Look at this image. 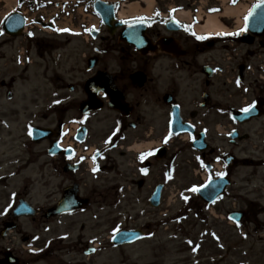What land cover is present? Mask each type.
<instances>
[{
	"label": "flooded vegetation",
	"instance_id": "af4514ba",
	"mask_svg": "<svg viewBox=\"0 0 264 264\" xmlns=\"http://www.w3.org/2000/svg\"><path fill=\"white\" fill-rule=\"evenodd\" d=\"M80 1L57 8L75 11ZM167 22L126 19L110 28L98 23L88 31L90 55L62 71L64 43L24 37L25 47H12L17 38L0 32V102L13 103L27 84L21 109L12 110L26 117L20 149L27 157L8 165L15 168L7 179L23 178L0 213V264H96V252L87 254L100 241L92 232L109 224L119 231L140 230L146 239L151 224L133 225L149 214L143 206L154 211L149 205L154 190L162 186L164 194L179 174L188 187L199 178L205 184L230 178L224 197L237 192L230 189L246 162L235 158L245 135L241 129L262 120L257 133L264 134V35L251 40L231 30L225 38L201 39L192 26ZM75 51L81 58L80 49ZM251 107L261 116L246 124L232 119ZM34 128L41 141L33 140ZM178 129L185 132L176 134ZM233 132L239 134L236 141L230 140ZM255 149L264 153L263 139ZM254 164L262 167L264 158ZM35 185L42 205L32 204ZM18 202L31 205L27 210L33 214L13 221ZM24 227L56 239L47 247ZM15 235L22 248L13 243Z\"/></svg>",
	"mask_w": 264,
	"mask_h": 264
},
{
	"label": "rangeland",
	"instance_id": "374dc122",
	"mask_svg": "<svg viewBox=\"0 0 264 264\" xmlns=\"http://www.w3.org/2000/svg\"><path fill=\"white\" fill-rule=\"evenodd\" d=\"M0 0V22L3 17L15 9L12 3L7 5ZM23 6H17L19 10L26 13L27 28L26 35L32 33L38 39H55L64 49L60 51V68L66 70L70 65L83 61V56L90 55L89 46L83 39H72L69 36H55L50 32H45L35 26L37 19L46 20L54 18L57 27L68 29L71 27L85 29L95 20L89 12L91 1L85 0L77 5L80 15L74 16L70 20L68 17H62L55 8L57 0H24ZM48 1V2H47ZM132 1L140 0H120L119 8L127 11L123 6L129 5ZM194 6H189L186 0H153V13L166 15L168 8L180 7L190 9L197 8L205 16L207 0H196ZM18 3V1H17ZM241 7L245 12L250 0H240ZM31 4V6H30ZM214 4V3H209ZM143 6V5H142ZM57 17V18H56ZM239 26V24H237ZM236 25V26H237ZM23 35L17 38L11 46H26ZM67 39L70 43L65 44ZM80 49L81 58H77L76 48ZM11 54H8L10 56ZM36 60V59H35ZM33 68V73H40L39 64ZM19 89L17 99L10 103L0 102V119L2 126L0 128V175L9 173L7 164L11 160L21 157L22 160L27 155L22 154L20 144L24 143V130L26 128V117L16 116L12 110H20L23 94L26 91L25 86ZM22 101V102H21ZM249 101V99H248ZM22 112V110L20 111ZM262 120L245 126L241 132L250 135V140L240 145L238 156L246 158V165L241 166L235 175V188L237 192L230 193L228 198L218 202L211 207H205L202 210L198 208L193 195L186 192L189 185L188 180L183 174L177 176V180L169 187L163 197V206L158 211H150L145 206L144 209L149 212L143 218L139 219L133 226L141 227L144 223L151 224V237L132 246L113 248L107 238L116 230H112L113 225H106L104 228H98L93 232L94 236L102 242L101 248L97 254L96 264H264V167L255 169L249 161H255L258 158H264V153L260 149H255L258 140H264V134H258V127ZM19 147V148H18ZM20 178L12 181H0V211L10 204V201L16 191L20 190ZM41 188L38 185L33 187V203L42 204L44 197L41 195ZM48 203V202H46ZM141 207H136L135 211L139 213ZM233 209L243 210L248 213L245 224L240 227L232 225L226 218L228 211ZM136 214V212H135ZM132 216L134 213L131 214ZM153 224V225H152ZM115 227V226H114ZM111 229V230H109ZM30 235L35 234L39 242L49 244L53 236L45 233H36L33 229L24 227L23 230ZM153 231V232H152ZM16 236V235H15ZM17 248L21 247L19 237L16 236ZM106 241V242H105Z\"/></svg>",
	"mask_w": 264,
	"mask_h": 264
},
{
	"label": "water",
	"instance_id": "95a60500",
	"mask_svg": "<svg viewBox=\"0 0 264 264\" xmlns=\"http://www.w3.org/2000/svg\"><path fill=\"white\" fill-rule=\"evenodd\" d=\"M258 9L255 8L254 12L251 14L250 18H248V27L249 29L253 32L256 29H260L264 26V15H261L259 13L256 12V10ZM94 10L95 12L101 17L102 22L109 26V24L111 23V21L113 20V7L112 6H108L105 5L103 3L97 2L94 5ZM256 12V13H255ZM259 12V11H258ZM24 26V21L23 19L17 15V14H13L10 15L3 24V28L5 31H7L10 35H18L20 33V31L23 29ZM262 30V29H260ZM255 33V32H254ZM255 116V114L253 112H248L245 114H241L239 115V117H237L239 120H242L241 118H250ZM225 184H223L224 186ZM221 187L216 186L215 188H209V190L204 189L201 193V199L206 202L207 204H210L211 202H213L217 196L220 194L221 192ZM155 199L158 200L159 195L156 194ZM133 233L129 232V233H120L115 239H114V245H120V244H124V243H129L132 241H135L137 237H134V235H132Z\"/></svg>",
	"mask_w": 264,
	"mask_h": 264
},
{
	"label": "bare ground",
	"instance_id": "6f19581e",
	"mask_svg": "<svg viewBox=\"0 0 264 264\" xmlns=\"http://www.w3.org/2000/svg\"><path fill=\"white\" fill-rule=\"evenodd\" d=\"M223 1V0H222ZM225 1V0H224ZM4 2L7 5H10L14 3V0H4ZM140 3H143L145 5L144 8H141L139 3H130L129 5L124 6L127 11L121 10L118 13V18H125L126 16H138L140 15H145V16H150L153 11V0H141ZM244 10L242 9L241 6H237L234 8H227L225 9L223 15L221 17H226L230 19H235L237 20L238 24L240 25V17L243 15ZM177 18L179 20H186L189 18L188 13L186 12H178L176 14ZM219 16H208L205 19V25L201 29L205 30L206 33L212 34V35H221L223 33L224 28L222 25H220L217 21Z\"/></svg>",
	"mask_w": 264,
	"mask_h": 264
},
{
	"label": "snow or ice",
	"instance_id": "6c2138e0",
	"mask_svg": "<svg viewBox=\"0 0 264 264\" xmlns=\"http://www.w3.org/2000/svg\"><path fill=\"white\" fill-rule=\"evenodd\" d=\"M200 38L202 39L203 37H200ZM244 111H245V112H247V111H248V109H244ZM194 191H195V189H194Z\"/></svg>",
	"mask_w": 264,
	"mask_h": 264
}]
</instances>
